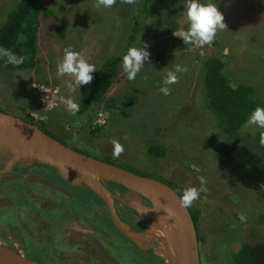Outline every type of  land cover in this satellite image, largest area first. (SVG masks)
Instances as JSON below:
<instances>
[{
	"label": "rangeland",
	"instance_id": "obj_1",
	"mask_svg": "<svg viewBox=\"0 0 264 264\" xmlns=\"http://www.w3.org/2000/svg\"><path fill=\"white\" fill-rule=\"evenodd\" d=\"M17 1L0 0V25ZM42 2L52 9L55 17L43 22L40 28L36 69L13 81L4 73L0 75V111L13 116L14 111H21L16 89L28 90L34 97L38 95L35 89L38 87L57 91L55 108L47 111L41 107L34 113L37 118L33 119L43 123L58 140L71 146L72 128L85 116L78 121L69 120L75 115L71 117L67 112L65 116L62 112L59 96L63 93L65 97L69 92L65 82L70 79L56 76L57 63L63 56V50L70 47L82 53L96 69L100 68L103 60L121 55L129 40L131 18L136 14L134 10L137 4H121L117 0L115 6L105 9L95 7V0ZM200 2L216 4L226 24V30L217 33L214 43L204 47L185 45L173 35L175 31L187 29L183 16L185 0H153L148 14L140 9L137 19L144 32H139L136 40L147 45L150 54L163 53L165 63L157 65L145 61L144 67L132 81L125 75L104 101H113L111 108L106 109L105 104L99 107V113L104 117L102 131L93 137L89 135L87 126L81 127L77 137L80 139L78 149L87 156L110 161L121 169L167 184L179 196L187 187L200 188L198 177H205L207 191L202 192L200 198L188 208L191 210L193 207L200 213L197 225L200 264H232L233 254L243 243L264 242V223L260 221V216L264 215V157L254 145L239 140L232 150L236 153L233 162L220 164L216 159L217 153L225 152L229 145L218 127L216 117L206 107L201 67L208 54L223 58L230 81L252 87L264 107V0ZM119 5L121 9H118ZM176 64L186 67L187 71L178 74L179 82L171 85L170 95L164 96L159 88L169 67ZM81 89L83 85L72 91L70 98L76 103L79 102ZM26 97L23 95L20 100ZM27 115H31L29 111L22 116ZM258 130L253 126L243 131L254 134ZM113 138L124 146V152L118 159L112 158L113 146L110 141ZM151 144L165 146L166 155L157 159L151 157L147 151ZM8 159V155L0 154V164ZM53 173L63 181L56 171ZM9 180L11 182L12 178L2 177L0 184ZM30 185L31 205L51 209L62 206L63 198L57 192L49 189L38 192L40 188L34 183ZM8 187L11 191L12 185ZM6 194H10L9 190ZM87 194L82 190L77 193L78 198L84 201L89 197ZM122 194L120 199L125 207L137 217L141 216L131 205L136 203L152 209L151 204L144 203L139 196L130 192ZM66 201L67 207L77 206L74 201ZM7 202L4 201V204ZM97 210L102 212L103 206L102 211ZM241 213L246 217L244 222L238 218ZM156 217L140 219L147 222L149 227ZM64 222L71 224L73 221L67 218ZM153 230L159 238L155 236L152 241L156 239L160 244L164 243L165 237L158 230ZM76 238L74 231L66 230L62 238L64 243L57 246L60 252L57 264H90L87 258L96 259L97 264H105L106 257L97 255V248V257L90 255L87 261H79L75 241L82 239L78 241ZM96 239L99 245H104L99 236ZM111 239L120 242L122 238L113 233ZM87 242L88 239H85L84 243ZM106 252L111 255V259H106V264H114V259L118 257L121 264H127L123 255L114 248ZM156 255L162 264H168L157 251ZM132 259L135 264H141L140 257Z\"/></svg>",
	"mask_w": 264,
	"mask_h": 264
},
{
	"label": "trees",
	"instance_id": "obj_2",
	"mask_svg": "<svg viewBox=\"0 0 264 264\" xmlns=\"http://www.w3.org/2000/svg\"><path fill=\"white\" fill-rule=\"evenodd\" d=\"M152 1L153 0L136 1L135 5L137 4V9L134 8L136 9L134 10L136 14L131 18L130 36L123 53L108 60H103L100 63V68L96 69V72L92 74L93 80L91 84L83 85L78 102L80 110L75 114L74 118L69 114L73 118H69V120L78 121L81 116H85L78 121L77 125L74 127L69 124L70 127H73H71L73 130L70 134L72 143H74L73 136L76 138L79 137V129L81 127L87 126L89 135L93 137L97 136L102 131L103 126L94 124L95 118L100 110L99 107L104 104L106 109L112 106L113 101L107 103L104 101L111 90L118 86L121 79L125 76L121 68L122 56L126 54L129 47H143L140 41L136 40L137 34L141 31L144 32L141 22L137 18L140 9L142 13L148 14L150 12ZM118 9H121V5H119ZM61 11H64V9L61 8ZM54 17L55 13L52 9L45 6L42 0L17 1L0 25V47L7 48L17 57H24L25 59L24 62L17 67L11 64L5 66V60L0 58V75L4 73L6 77L13 81L16 80L18 76L29 74L36 69L38 63L40 28L43 22L52 20ZM146 50L149 52L151 62L157 65H163L165 63L163 53L157 52L155 54H150L149 49L147 48ZM222 59L223 58L219 56L208 54L201 67L206 107L216 117L218 127L229 145L225 152L222 151L217 153L216 159L220 164H229L233 162L236 153L232 150L235 143H238L239 140L254 145L261 156L264 157V145L260 144V132L262 130L260 129L254 134L250 133L251 135L243 131L250 113L256 107H262V103L252 87L243 84H233L230 81L226 73V63ZM71 92L72 91H69L65 98L71 97L73 94V92ZM16 94L20 97L23 95L27 97L24 98V100H20L18 96L21 111H14L13 113H15V116L26 120L32 125H36L41 131L57 139L49 133V130L43 123L35 121L30 115H27V117L22 116L25 111L34 114L41 109L37 94L34 97L32 93H29L28 90L25 91V89H16ZM60 97H64V94L61 93L59 98ZM62 105V112L66 116L68 111L63 103ZM58 141L65 144L62 140ZM68 141L71 143V140ZM65 145L68 146V144ZM74 149L81 152L78 147H74ZM147 151L148 154L155 159L164 157L167 152L166 147L161 144H151L148 146ZM105 162L115 165L110 161ZM108 185L125 191L124 188L117 185ZM189 212L198 236L197 225L200 221V213L193 207ZM260 221L264 223V215L260 216ZM111 227L114 229L112 225ZM232 264H264V242L243 243L238 252L233 254Z\"/></svg>",
	"mask_w": 264,
	"mask_h": 264
},
{
	"label": "water",
	"instance_id": "obj_3",
	"mask_svg": "<svg viewBox=\"0 0 264 264\" xmlns=\"http://www.w3.org/2000/svg\"><path fill=\"white\" fill-rule=\"evenodd\" d=\"M0 154L9 159L0 168V176L8 175L19 163L42 165L57 172L63 182L76 187H85L105 205L114 228L134 244L140 246L158 235L165 242L160 247L151 246L168 264H200L198 237L191 214L180 207V197L170 186L160 181L146 178L120 167L87 156L71 146L41 131L26 120L0 111ZM47 187L68 194L52 182L36 178ZM114 184L148 201L152 209L140 204L131 205L141 217L157 216L143 233H134L116 215L114 202L124 201L110 192L106 185ZM174 215L168 217L164 209ZM161 217L163 221L161 222ZM159 238V237H158ZM0 264H44L29 259L0 244Z\"/></svg>",
	"mask_w": 264,
	"mask_h": 264
},
{
	"label": "flooded vegetation",
	"instance_id": "obj_4",
	"mask_svg": "<svg viewBox=\"0 0 264 264\" xmlns=\"http://www.w3.org/2000/svg\"><path fill=\"white\" fill-rule=\"evenodd\" d=\"M79 143L80 139L75 137L71 147H79ZM5 163H1L0 168H2ZM53 172H55V170L51 168L37 164L29 165L23 162L17 164L10 174L0 176V178H12L11 182L9 180L0 184V244L29 259L44 264H57L58 254L60 253L57 246L64 243L62 238L67 230V232L74 231L75 236L78 237L76 238L78 241L82 239L80 242L75 241L76 245H78L76 253L80 255L79 261L88 260L90 264H97L96 259L87 258L90 255L97 257L96 248L100 252H98L97 255L105 256L108 261L111 259V255L106 251L114 248L115 251L123 255V259L127 260L125 261L127 264H135L132 257H137V259L140 257L141 264H162V260L160 257H157L155 249L151 247H158L161 245L156 239H154V241H148L147 244L141 246L134 244L120 234L115 228L112 229L111 225L113 226V224L110 220L109 213L104 203L96 195L85 187H76L66 184L54 175ZM31 175L52 182L68 194H63L47 187L31 177ZM27 182H30V184L34 183L40 188L38 192H42L43 189H49L53 191V193L57 192L63 198L61 202L62 206L51 209L45 206L39 207L31 205L30 194H32V188ZM8 185H12L11 189L13 191L8 189ZM106 187L119 198L123 197V192H128L126 190L121 191L108 184ZM8 190L10 193L9 195L6 194ZM81 190L85 194L86 192L88 193L87 195L89 197L85 201L78 198L77 193ZM11 194H14V196H11ZM44 197L46 196L44 195ZM139 198L149 205L148 201L141 197ZM66 200L76 202L77 206H65ZM4 201L8 202L4 204ZM102 206L104 209L103 211ZM114 207L120 221L127 225L132 232L143 233L147 230L149 224L142 221L136 214H132V211L128 210L124 203L115 200ZM97 209H100L102 212H98ZM67 218L73 222L71 224L64 222ZM37 222H39L38 226ZM71 225L75 227H71ZM113 233L120 235L122 238L120 242L111 239ZM97 236L104 241V245L98 244L96 239ZM85 239H88L87 243H84ZM82 257L85 259H82ZM114 260H116L114 264L122 263L119 257ZM98 263L102 264V262Z\"/></svg>",
	"mask_w": 264,
	"mask_h": 264
},
{
	"label": "clouds",
	"instance_id": "obj_5",
	"mask_svg": "<svg viewBox=\"0 0 264 264\" xmlns=\"http://www.w3.org/2000/svg\"><path fill=\"white\" fill-rule=\"evenodd\" d=\"M116 2L117 0H95V7L108 9L115 6ZM135 2L136 0H120L121 4L127 5H132ZM183 16L187 23V29L175 31L173 35L180 38L185 45L190 44L197 47L211 45L214 43L217 33L226 30L224 16L218 11L217 5L212 2L201 3L200 0H185ZM146 49L147 45H143L142 48L129 47L126 54L122 56L121 68L129 81L136 79L137 74L144 67L145 61L150 62L149 52ZM0 58L5 60V66L11 64L17 67L25 59L24 57H17L11 50L3 47H0ZM186 71L187 68L184 66L171 65L165 73L159 92L164 96L170 95L171 85L179 82L178 74ZM94 72H96V66L89 63L82 53L70 47H66L63 50V56L56 67V76L58 78H70L65 82L69 91H74L82 85L91 84ZM60 102L65 105L66 110L71 115H75L80 110V105L70 97H60ZM253 126L262 130L260 132V144L264 145V107H256L248 116L244 127ZM73 139L75 140V137ZM110 143L113 146L112 158L118 159L124 152V146L116 138H113ZM198 180L201 185L200 188L187 187L183 190L182 195L178 198L180 207L185 209L191 207L200 198L201 193L207 191L205 187L206 178L201 176L198 177ZM164 211L168 217L174 215L170 209L165 208ZM238 218L241 222L246 220L242 213L239 214ZM160 219L162 222L163 217Z\"/></svg>",
	"mask_w": 264,
	"mask_h": 264
},
{
	"label": "built area",
	"instance_id": "obj_6",
	"mask_svg": "<svg viewBox=\"0 0 264 264\" xmlns=\"http://www.w3.org/2000/svg\"><path fill=\"white\" fill-rule=\"evenodd\" d=\"M35 89L38 92L37 96H39V100H40L39 102H40L41 107L47 111L53 110L57 104L56 103V96L58 95V92L57 91H51V90L46 89L44 87H38V89L37 88H35ZM30 116L34 119L37 118L35 114L34 115L31 114ZM94 124L97 126H102V124H104V117H103L102 113L97 114L95 121H94Z\"/></svg>",
	"mask_w": 264,
	"mask_h": 264
},
{
	"label": "bare ground",
	"instance_id": "obj_7",
	"mask_svg": "<svg viewBox=\"0 0 264 264\" xmlns=\"http://www.w3.org/2000/svg\"><path fill=\"white\" fill-rule=\"evenodd\" d=\"M133 198V197H132ZM150 206V205H149ZM141 218V217H140ZM161 236V235H160ZM162 241V240H161Z\"/></svg>",
	"mask_w": 264,
	"mask_h": 264
}]
</instances>
